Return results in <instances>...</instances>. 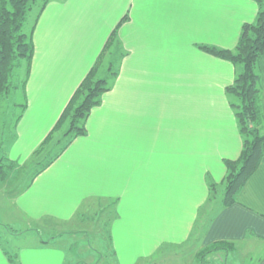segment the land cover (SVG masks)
I'll use <instances>...</instances> for the list:
<instances>
[{
  "label": "crops",
  "instance_id": "crops-1",
  "mask_svg": "<svg viewBox=\"0 0 264 264\" xmlns=\"http://www.w3.org/2000/svg\"><path fill=\"white\" fill-rule=\"evenodd\" d=\"M258 11L256 0H50L34 26L26 95L22 90V111L5 155L15 164L26 162L53 129L126 15L119 38L127 53L110 90L87 118V134L19 191L18 210L30 219L50 214L68 221L85 200L111 199L113 264H127L132 226L139 235L132 262L165 243L193 239L202 247L233 243L227 264L243 259L264 264V158L237 202L220 204L197 230L202 208L213 203L210 183L224 185V159L238 158L242 149L225 91L236 69L199 45L235 49L242 26L254 22ZM259 69L264 113V54ZM20 75L23 79L24 71ZM164 213L183 228L164 227L158 222ZM138 219L151 224L142 220L138 231ZM42 244L22 250L21 264H42L48 254ZM56 254L63 264L64 253ZM0 264H8L1 252Z\"/></svg>",
  "mask_w": 264,
  "mask_h": 264
},
{
  "label": "trees",
  "instance_id": "trees-1",
  "mask_svg": "<svg viewBox=\"0 0 264 264\" xmlns=\"http://www.w3.org/2000/svg\"><path fill=\"white\" fill-rule=\"evenodd\" d=\"M50 0H0V104L9 100L19 87L26 95V82L30 75L35 51L34 26L42 10ZM259 5L254 22H246L241 29L235 49L200 44L203 51L231 62L236 75L232 84L225 89L235 111L242 137V149L238 158L224 159L226 174L225 191L221 205L230 206L237 202L240 191L259 169L264 158V113L262 83L259 63L264 54V0ZM38 12L32 26L25 31L28 15L34 6ZM127 15L109 35L94 65L81 81L62 112L53 129L34 151L33 158L52 155L53 149L61 144L60 150L44 165L48 167L78 137L87 134L86 122L92 109L102 101L119 74L122 58L126 51L119 38V28ZM23 68L24 77L19 72ZM26 104H23L25 107ZM0 180H5L15 162L3 156L0 160ZM217 191V184L210 183V197ZM213 248L235 249L231 242L219 241ZM210 246V247H211Z\"/></svg>",
  "mask_w": 264,
  "mask_h": 264
},
{
  "label": "rangeland",
  "instance_id": "rangeland-1",
  "mask_svg": "<svg viewBox=\"0 0 264 264\" xmlns=\"http://www.w3.org/2000/svg\"><path fill=\"white\" fill-rule=\"evenodd\" d=\"M37 12L38 6L36 5L28 15L25 31L32 26ZM191 60L193 59L187 62ZM18 73L22 74L23 68H20ZM187 76L194 75L191 73ZM21 91V87L18 86L11 94L10 102L0 104V130H3L0 133V160L9 153L11 142L16 133L15 123L22 111V108L19 107V99L23 98ZM60 145L58 144L53 149L52 155L35 158L32 155L26 162L15 164V169L6 167L9 178L6 181L0 180V252L6 257L8 264H21L20 253L22 255V250L35 249L36 245L44 246L42 243H46L50 257L47 254V258L41 262L42 264H59L56 254L59 250L65 255L63 264H113L108 229L110 218L115 215V203L110 201L111 199L89 198L85 200L78 211L79 214L77 213L75 218L68 221L50 217V214H45L39 219H30L15 205L19 191H24L34 181L44 165L60 150ZM224 191L225 185L217 188L215 196L211 198L213 203L202 208V216L198 221L199 228L197 226V230H201L202 226L209 222L210 217L221 204L218 202V198L220 201ZM75 210L76 207H74ZM169 214L164 213L158 222L163 223L164 227H170L172 224L174 227L180 224V227L183 228L181 221L174 223ZM138 220L137 230L140 231L143 219ZM143 222L146 226L151 224L149 220L144 219ZM182 222L185 223V221ZM131 228L134 243L130 244V250L127 252L129 254V257L127 255V264H227L225 257L231 252L229 248H213L211 245L202 247L191 239L188 243L186 241L180 245L165 243L148 257L132 262L131 257L136 252L134 250L136 247L135 238L138 239L139 235L134 234L133 226ZM247 263L243 259L240 264ZM228 264H232L231 261Z\"/></svg>",
  "mask_w": 264,
  "mask_h": 264
}]
</instances>
